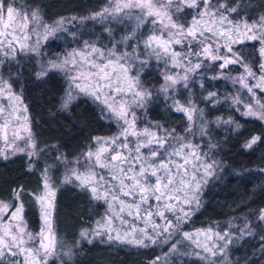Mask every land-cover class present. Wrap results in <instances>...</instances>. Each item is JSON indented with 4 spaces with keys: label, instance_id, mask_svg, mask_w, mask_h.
Instances as JSON below:
<instances>
[{
    "label": "snow or ice",
    "instance_id": "6c2138e0",
    "mask_svg": "<svg viewBox=\"0 0 264 264\" xmlns=\"http://www.w3.org/2000/svg\"><path fill=\"white\" fill-rule=\"evenodd\" d=\"M242 11L239 4L230 6L228 0H108L106 6L86 17H61L48 24L38 6L23 0H0V67H6L8 61L19 69L17 55L33 54L37 58L33 73L37 81L57 73L63 77L61 112L70 114L72 106L86 97L99 105L101 118L115 119L119 125L116 135L93 138L98 146L95 151H84L71 159L64 153L56 157L67 170L65 183L78 182L92 200L106 205L105 214L94 227L81 229V240L90 244L101 238L102 242L145 249L168 245L166 261L169 255L179 254L178 246L184 240L193 246L190 255L201 264H227L233 241L256 235L248 221L243 227L229 223L224 231L216 226L183 231L201 208L207 180L220 165L188 139L193 127L201 136L207 135L210 122L203 108L190 91L183 103L177 93L198 82L207 92L200 97L202 102H231L237 110L243 109L242 117L264 121V15L251 20ZM73 21L105 25L109 43L87 40L78 31H69L67 25ZM113 22L130 26V31L117 40L108 26ZM65 37L77 46L52 57L41 52L50 41ZM247 45L255 48V65L247 59ZM153 61L163 69L164 83L159 89L146 88L140 79ZM237 67L241 72L230 75ZM210 72L214 74L208 75ZM19 75L18 70L17 82ZM216 80H231L247 102L239 92L229 96L208 91L205 82ZM208 87L213 86L209 83ZM154 92L163 93L170 101L168 108L185 116L188 126L183 135L159 123L138 127L137 111L146 113ZM215 123L232 126L237 132L242 127L231 117L217 118ZM0 139L4 141L0 158L23 155L29 172L46 151L38 147L31 130L22 90L18 94L13 77L6 78L2 72ZM258 143H264V137L254 135L242 148L252 149ZM49 170L45 166L40 172V191L27 192L18 186L13 189L11 202L0 200V264H49L50 260L56 264L61 256L67 259L60 264L72 260L73 250L63 251L53 227L55 191ZM24 196L30 197L40 212L41 228L35 234L24 219ZM258 221L264 225V210ZM234 227L236 231H232ZM260 239L264 243V235ZM160 261L157 256L150 264Z\"/></svg>",
    "mask_w": 264,
    "mask_h": 264
},
{
    "label": "trees",
    "instance_id": "16d2710c",
    "mask_svg": "<svg viewBox=\"0 0 264 264\" xmlns=\"http://www.w3.org/2000/svg\"><path fill=\"white\" fill-rule=\"evenodd\" d=\"M39 7L43 19L53 22L61 17H86L107 5L108 0H23ZM230 6L239 4L242 15L251 20L264 15V0H228ZM117 40L130 31L128 25H118L113 22L108 25ZM105 25L94 21L83 24L74 22L69 31H78L84 39L99 40L109 43ZM145 35L148 34L144 29ZM76 45L72 40L58 39L50 41L41 49L47 57L64 50L67 46ZM258 47V45H257ZM131 48V46H129ZM245 51L249 63L255 65V48L247 45ZM19 69L15 62H7L2 73L8 78L13 77V88L19 94L22 90L24 104L30 117L32 131L39 146H55L69 158L78 157L84 151L97 147L94 137H110L119 130V125L112 119L101 118L100 107L91 99L82 97L71 108V112L59 110L60 99L65 86L63 77L57 73L50 75L45 81H37L33 75L36 71L37 58L33 54H18ZM20 72L18 82L16 73ZM162 67L156 62L141 74L140 79L148 89H159L164 83L161 78ZM239 67L232 74L240 72ZM213 75L214 73H207ZM209 83L213 87H208ZM237 85L228 80L206 81L208 91L216 90L225 95H232ZM192 93L196 103L203 108L204 116L210 123L207 125V135L201 136L198 128L193 127V135H189L194 144L200 146L201 152H207L211 159L220 167L207 180V185L200 197L202 206L191 217V221L183 226L185 230L201 229L212 225L227 226L229 223L244 225L251 223L256 235L245 236L233 242L229 247L230 259L233 264H264V243L260 237L264 235V225L258 221L261 210H264V143L254 145L245 150L242 144L254 135L264 137V122L254 118L242 117L238 106L231 102L216 105L201 101L200 97L207 92L199 87L198 82L190 84L188 90L181 89L177 98L181 103ZM171 94V93H170ZM169 100L163 93H155L147 106L146 113L139 111V124L150 126L159 123L177 133L184 134L188 126L185 116L168 108ZM147 121L144 120V115ZM231 117L242 127L237 131L232 126L215 123L217 118L227 120ZM197 123H199L197 121ZM214 145L215 147H211ZM23 186L27 192L40 189V171L36 168L27 170V158L23 155L0 159V199L12 200L13 189ZM25 207V217L29 228L38 231L41 218L38 210L32 204L30 197H22ZM106 205L102 201L91 199L87 190L74 184L60 183L55 193V208L53 224L58 240L63 246L72 248L73 256L69 264H150L155 257H161L160 264H201L194 256H185L163 261L164 247L137 248L131 245L102 242L93 239L92 243L80 239L83 228L94 227L95 222L105 214ZM65 258L64 260H66ZM50 264H53L51 262Z\"/></svg>",
    "mask_w": 264,
    "mask_h": 264
},
{
    "label": "rangeland",
    "instance_id": "374dc122",
    "mask_svg": "<svg viewBox=\"0 0 264 264\" xmlns=\"http://www.w3.org/2000/svg\"><path fill=\"white\" fill-rule=\"evenodd\" d=\"M44 20V19H43ZM58 20V19H57ZM56 21V20H55ZM44 22L45 23H48V24H52L53 22H46L45 20H44ZM74 22H76V21H73L71 24H69V25H67V27H68V29L73 25V23ZM61 35H63V34H61ZM66 41H67V39H70V38H68V37H65L64 38ZM71 40V39H70ZM77 45H74V46H72V47H76ZM72 47H68L67 48V46H66V48L64 49V50H62L61 52H59V53H62V52H64L66 49H70V48H72ZM43 48V47H42ZM128 50L129 51H131V48H128ZM141 52H143V49H141L140 50ZM58 54V53H57ZM24 55V54H23ZM8 61H6V63H7ZM162 63V62H161ZM2 69H3V67H0V72H2ZM176 71H179V69H176ZM241 72V71H240ZM240 72H238V73H235V74H232V73H230V75H232V76H236V75H238ZM231 84H233L232 82H231V80H228ZM234 85V84H233ZM238 86V85H237ZM239 92V94H240V96H241V98L242 99H245V101L247 102V98L244 96V94H243V92L242 91H240V89H239V86L237 87V89H236V91H235V93L234 94H232V95H235V94H237ZM229 96H231V95H229ZM239 111H243V109L242 108H240L239 109ZM138 112L139 111H137V116L139 117V115H138ZM27 117H28V119H29V122H30V117H29V114H28V112H27ZM23 118V115L21 114V119ZM115 120V119H114ZM264 122V121H263ZM137 124H138V127H140V128H143V127H145V126H141L140 124H139V119H138V121H137ZM30 126H31V123H30ZM31 130H32V128H31ZM119 131V130H118ZM33 132V131H32ZM118 133V132H117ZM116 133V134H117ZM34 134V133H33ZM115 134V135H116ZM114 136V135H113ZM110 137H112V136H110ZM105 138H107V137H105ZM188 139L194 144V141L193 140H191V138H190V136H188ZM4 146V141L2 140V139H0V147H3ZM38 147H40V148H44V149H46V151L44 152V153H42V155L39 157V160H38V162L36 163V166H35V168L38 170V171H40V172H42L43 171V169L45 168V166H49V173H48V175L50 176V183L52 184V187H53V190L55 191V193H56V190H57V187H58V184H59V182L60 183H65L64 182V176H65V174H66V168H65V166L63 165V164H61L57 159H56V157L61 153V152H59L55 147H52V146H39L38 145ZM98 147V146H97ZM96 147V148H97ZM96 148L95 149H93L92 151H95L96 150ZM0 159H2V158H0ZM69 159H71V158H69ZM68 184H74V185H77L78 186V182H75V181H73V182H70V183H68ZM41 190V186H40V189H38V191H40ZM38 191H36V192H38ZM1 200V199H0ZM4 202H11V201H7V200H3ZM32 202V201H31ZM32 204L35 206V208L38 210V212H39V209H38V207L32 202ZM53 204H54V208H55V196H54V200H53ZM25 205V204H24ZM25 207H26V205H25ZM53 213H54V209H53V212H52V222H53ZM39 214H40V212H39ZM24 219L26 220V217H25V211H24ZM27 221V220H26ZM158 223H159V221H157ZM27 225H28V222H27ZM232 225H234V226H237V227H243L244 225H237V224H232ZM142 226V225H141ZM213 226H216L217 227V230H219V231H224L225 230V228H226V226H218V225H212V226H209V227H213ZM53 227H54V224H53ZM209 227H206V228H209ZM40 228H41V223H40ZM40 228H39V230L38 231H32L30 228H29V225H28V229H29V231H31L33 234H35V233H37V232H39L40 231ZM206 228H201V229H206ZM54 230H55V228H54ZM196 229H193V230H185V229H183V231H188V232H193V231H195ZM232 231H236V228L234 227L233 229H232ZM55 234H56V232H55ZM237 235H239V233H237ZM56 237H57V234H56ZM57 239H58V237H57ZM81 239V238H80ZM97 239V238H96ZM99 239H101V238H99ZM202 239V238H201ZM234 242V241H233ZM231 246V245H230ZM229 246V247H230ZM161 247H164L165 248V252L162 254V259H163V261H166L165 259H164V256H165V254L166 253H168L169 252V246L168 245H161ZM179 247V254H173V255H169L168 256V258H167V261L168 260H172V259H176V258H181V257H185V256H194V255H190L192 252H193V246L189 243V242H187V241H184V240H181L180 241V245L178 246ZM68 249H72V248H68V247H66V246H63V251H67ZM57 251L58 252H60L61 251V249L58 247L57 248ZM185 254H189V255H185ZM195 257V256H194ZM66 257H63V256H61L60 257V260H64ZM60 260H57L56 261V264H60ZM52 261L50 260L49 261V264L51 263ZM227 264H233V262L231 261V259H230V250L228 249V260H227Z\"/></svg>",
    "mask_w": 264,
    "mask_h": 264
}]
</instances>
